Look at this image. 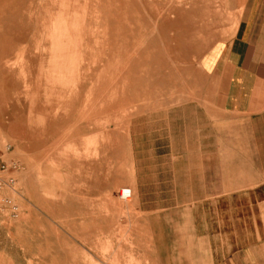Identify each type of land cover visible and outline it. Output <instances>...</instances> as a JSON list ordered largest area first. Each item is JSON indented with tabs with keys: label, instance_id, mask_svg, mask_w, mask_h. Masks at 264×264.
<instances>
[{
	"label": "rangeland",
	"instance_id": "374dc122",
	"mask_svg": "<svg viewBox=\"0 0 264 264\" xmlns=\"http://www.w3.org/2000/svg\"><path fill=\"white\" fill-rule=\"evenodd\" d=\"M198 2L0 0V264H264L262 216L169 150Z\"/></svg>",
	"mask_w": 264,
	"mask_h": 264
},
{
	"label": "crops",
	"instance_id": "0c3cea01",
	"mask_svg": "<svg viewBox=\"0 0 264 264\" xmlns=\"http://www.w3.org/2000/svg\"><path fill=\"white\" fill-rule=\"evenodd\" d=\"M202 1L198 27L183 19L172 28L182 29L199 79L189 94L165 102L169 150L185 153L175 157L189 174L196 168V178H214V198L243 200L264 225V0H210L208 15ZM180 132L185 141L174 146Z\"/></svg>",
	"mask_w": 264,
	"mask_h": 264
},
{
	"label": "built area",
	"instance_id": "2783aa9c",
	"mask_svg": "<svg viewBox=\"0 0 264 264\" xmlns=\"http://www.w3.org/2000/svg\"><path fill=\"white\" fill-rule=\"evenodd\" d=\"M18 167L17 163L14 161L8 162L4 159L3 155L0 153V196L2 195L5 188L12 186L14 183L13 171ZM5 204H11L10 199L3 198L2 200ZM16 207L13 205L12 209Z\"/></svg>",
	"mask_w": 264,
	"mask_h": 264
},
{
	"label": "bare ground",
	"instance_id": "6f19581e",
	"mask_svg": "<svg viewBox=\"0 0 264 264\" xmlns=\"http://www.w3.org/2000/svg\"><path fill=\"white\" fill-rule=\"evenodd\" d=\"M61 5H62V4H61ZM63 6H64V4H63ZM67 6H68V5H67ZM67 6H66V7H67ZM101 6H102V5H101ZM61 7H62V6H61ZM61 9H62V8H61ZM102 10H103V9H102ZM63 12H64V11H63ZM63 12H61V13H63ZM58 14H60V13H58ZM105 17H106V14H105ZM135 67H136V66H135ZM135 67H133V68H135ZM134 70H136V69H133L132 71L135 72ZM121 74H122V73H121ZM112 82H113V81H112ZM124 86H125V85H124Z\"/></svg>",
	"mask_w": 264,
	"mask_h": 264
}]
</instances>
